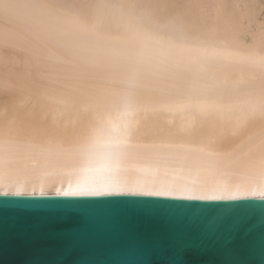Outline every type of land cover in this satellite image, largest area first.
<instances>
[{
    "label": "bare ground",
    "instance_id": "6f19581e",
    "mask_svg": "<svg viewBox=\"0 0 264 264\" xmlns=\"http://www.w3.org/2000/svg\"><path fill=\"white\" fill-rule=\"evenodd\" d=\"M262 58L264 0H0V195L264 200Z\"/></svg>",
    "mask_w": 264,
    "mask_h": 264
},
{
    "label": "water",
    "instance_id": "95a60500",
    "mask_svg": "<svg viewBox=\"0 0 264 264\" xmlns=\"http://www.w3.org/2000/svg\"><path fill=\"white\" fill-rule=\"evenodd\" d=\"M0 264H264V200L0 195Z\"/></svg>",
    "mask_w": 264,
    "mask_h": 264
},
{
    "label": "snow or ice",
    "instance_id": "6c2138e0",
    "mask_svg": "<svg viewBox=\"0 0 264 264\" xmlns=\"http://www.w3.org/2000/svg\"><path fill=\"white\" fill-rule=\"evenodd\" d=\"M213 55H215V51H213L212 53ZM261 63L262 65H264V58L261 59ZM123 112L125 116L128 115H132L133 114V105L131 103V101L129 100H124L123 102ZM259 180H260V184H261V192H260V196L261 198H264V156L261 157L260 163H259ZM64 195H99V194H104L102 192H88V191H76V192H65L63 193ZM147 194L149 195H167L168 193L165 192H148ZM200 199H235L237 198L236 196H228V197H224V196H219V195H212V196H204V197H198Z\"/></svg>",
    "mask_w": 264,
    "mask_h": 264
}]
</instances>
